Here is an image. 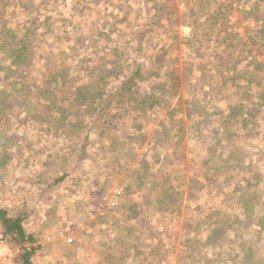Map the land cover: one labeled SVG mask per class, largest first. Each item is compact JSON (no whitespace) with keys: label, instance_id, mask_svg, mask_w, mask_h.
I'll list each match as a JSON object with an SVG mask.
<instances>
[{"label":"rangeland","instance_id":"374dc122","mask_svg":"<svg viewBox=\"0 0 264 264\" xmlns=\"http://www.w3.org/2000/svg\"><path fill=\"white\" fill-rule=\"evenodd\" d=\"M238 2L220 0V11H225V15L210 32L201 15L218 14L213 0L206 1L207 12L202 0H14L13 4H19L17 12L7 8L2 20L4 27L21 33L29 13L44 17L50 23L47 29L59 35L54 40L48 36L44 51H36L28 66L16 70L17 75L27 73L29 80L24 82L28 85L34 81L44 88L49 72L65 73V77H76V83L85 84L95 77V72L112 69L115 76L107 82L111 89L132 64L147 71L143 89L157 93L154 87H159L162 76L151 72L158 74L162 68L180 67L181 85L175 98L167 94L159 102L161 105L143 115L129 111L132 113L127 119L122 114L113 116L108 130L93 131L89 144L92 152L85 162H77L73 153H68L74 137L52 130L54 127L49 129L41 113L34 111L33 117L39 115L29 120L26 117L27 122L20 121L22 126L18 128L12 126L11 134L19 141L12 146L9 160L2 162L0 157V206L6 205L13 211L29 210L24 226L39 246L35 263L264 264V227L257 226L256 221L249 222L243 232L236 233V228L231 227L232 232L224 236L211 238L209 234L212 227L224 230L228 219L243 214L246 194L241 196L242 190L234 189L236 181L227 172L232 176L240 173L244 180L260 178L259 185L250 189L258 199L254 207L264 217V111L259 107L262 113L254 125L255 117L246 102L249 98H241L244 93L254 97V91L264 87V66L257 72L247 66L252 59L249 49L255 51L253 59L264 64V46L259 48L264 45V37L259 42L262 36H248L253 35V16L246 3L240 7ZM227 10L233 11L232 16ZM260 10L263 14L258 15L264 18V7ZM241 12L248 16L242 18ZM3 23L0 21V26ZM233 34L239 37L235 41ZM197 35L203 37L192 38ZM243 36L251 39H247L246 47ZM188 53L200 56L197 60L208 71L204 78H198V72L187 68ZM216 58L222 63H215ZM240 70L246 76L242 81L237 78ZM55 79L60 85V78ZM57 91L64 95L71 92L62 85ZM61 93L56 95L60 101L64 97ZM201 101L207 105H199L203 110L194 111V105ZM236 103L248 108L244 113H250L239 119L241 124H227L226 118L218 126L219 118L227 117ZM21 115L25 117L23 112ZM135 125H141L139 133L144 136L140 146L139 139L128 144L124 134V129H133ZM226 131L234 133L231 139L225 136ZM166 132L171 134V145L176 146L178 138L182 141L180 148L169 153L172 162L163 172L171 176L169 181L175 185L177 208L167 205L161 211L155 202L157 192L150 190L152 178L135 188L133 173L141 158L149 175L160 169ZM218 138L223 146L216 150L217 156L220 153L224 157L229 150H242L245 154L241 161L244 159L242 162L249 166L240 165L239 172L221 166V160L208 151ZM101 148L104 157L100 155ZM238 158L236 164L241 163ZM205 159L210 160L206 166ZM75 166L77 169H73ZM40 171L49 173L44 179L60 176L64 171L67 177L59 185L48 187L42 183L39 188L35 182ZM174 176H180L181 182L173 181ZM204 176L207 181L202 180ZM193 179H201L196 187ZM145 197L149 204L143 207ZM131 201L140 207L136 209L137 219L130 218ZM208 239L213 240L208 244ZM1 246L0 254L7 259L5 264H16L15 259L8 261L7 257L14 252L13 248L4 241Z\"/></svg>","mask_w":264,"mask_h":264},{"label":"trees","instance_id":"16d2710c","mask_svg":"<svg viewBox=\"0 0 264 264\" xmlns=\"http://www.w3.org/2000/svg\"><path fill=\"white\" fill-rule=\"evenodd\" d=\"M13 1L14 0H0L1 23H3L2 20L5 18L4 15L6 14L7 8H9V6L12 8L11 11L14 10L17 12V7H19V4H13ZM202 1H204V11L206 10L207 12L209 10V6L206 1L210 0ZM213 1L214 3H216L217 9L219 10L218 14L206 13V16L201 15V17H203L202 22L205 26V29H208V32L215 30V27L222 22V19L225 15V11H220L222 9V7H220V0ZM237 1H239L238 5L240 7L241 3H246L253 16V23L255 24L253 26V35L248 36L252 38V36L254 35H260V37L262 36V38L259 39V42L262 41L264 37V18L258 14H263V11H261L260 9L264 7V0ZM227 8H230L232 10V7ZM25 9H27V6L25 7ZM234 9L235 8H233V10ZM227 12L230 16H232L233 11L227 10ZM245 16H248L247 13L241 12V17L244 18ZM26 18L27 20L24 21L21 33H17V31H15L14 29L4 27V23L2 24V26H0V157H2V162L10 159V150L12 149V146H14V144L19 141L18 137L11 134L12 126L14 128H18L19 126H22L19 123L20 121L27 122V120L33 119L38 116L39 114L33 117L32 113L34 111L42 114L43 123H45L46 126L49 127V129L50 127H54V129L52 130L57 129L58 132H63L67 136L71 134L72 137H74L73 140H75V142L73 145L68 146V153H73V156L77 158L74 159L77 162L81 163L85 162L88 155L92 152L89 144L90 136L93 134V131L95 130L96 132L100 131V133H104L106 130H108L110 120H112L113 116L122 114L127 119V117H129L132 113L129 111L139 112L143 115L149 110L158 107V104L161 105L162 103L159 102L163 98H165L167 94L168 97L172 96L171 99L175 98L179 85H181L179 81L180 67L177 68L173 65L172 66L175 67V70L169 69L171 68L170 66L168 69L162 68V72L157 71L158 74L154 73V71L151 72L157 77H159V75L162 76V81L159 87H154V91H156L157 93L147 91L146 88L143 89V83L147 82L145 78L147 71H144L141 68H137V66L134 67L132 64L128 66L129 68L125 72L123 78L117 82V85L115 87H112L111 89H108L107 82L110 80L111 76H115L112 69L109 71L100 70L98 72H95V77L90 78V82H86L85 84L76 83L74 81L76 77H65V73H55V75H51V73L49 72L48 81L44 85L45 89L41 87V84H37L34 81H31L32 84L28 85L24 82V79H26V81L29 80L27 77V73L22 72V74L17 75L16 70L28 66L32 61L31 57L35 56L36 51H44L46 44L45 40L48 36H51L54 40L56 37H59V35L57 32H55V34H52V31L47 29V27H50V23L46 22L44 20V17L42 19L40 15L31 16L28 13V17ZM197 36L198 37L196 38H192H199L198 40H200V38L203 37L202 35ZM232 38L235 41L239 37H237L236 34H233ZM190 39L191 38L187 39V41H189ZM242 39H245V44L243 45L245 47L248 43H246L247 39L251 40L245 36L241 37V40ZM263 46L264 45H259L260 50H262ZM248 55H250L252 59L248 60L247 66L251 67L253 72L261 71L263 69L262 65L264 66V64L257 62L256 59H253V56H255L256 58L255 51L249 49ZM198 57L200 56H198L196 53H188L185 56V61L190 72H194L195 70L199 74L198 78H204V76L208 74V71H205L204 67H202L201 60H197ZM239 60L241 59L239 58ZM214 62L217 64H221L222 60L216 58ZM47 65L48 64L45 62L44 66L47 67ZM142 72H144V74ZM242 74V70H240L237 76L240 81H242L243 78H246L245 74L243 76ZM246 74L248 75V73ZM50 76H52L51 80ZM55 76H58L60 78V85L57 83ZM105 77H107L108 80L104 79ZM254 77H256L255 74ZM61 85L66 89H70L71 92H65L64 95V93L57 91V89L61 87ZM71 87H73V89H71ZM260 91H254L256 93L253 94L254 97H252L251 93H244L241 96V98L243 99L247 97L249 98V100H247L246 102L249 104L248 108L251 109L252 116L255 117L253 122L254 125L256 124V118L258 117L259 113H262L261 109L264 111V87ZM58 93L64 95L62 101L57 98L56 95H58ZM191 94H194V92L192 91ZM202 95L205 96L204 94ZM197 103V105H194V108L196 107V109H193L194 111L197 109L199 111L203 110V108L199 107V105H207V103L203 101ZM235 105V107L230 108L231 110L228 113L227 117L223 119L221 117V119L219 118L218 121L220 123L218 124V126L221 124V121L226 118H228L227 124L235 126L234 123H239V119L243 117V115H248V113H250H244V110L246 111V109L248 108L243 104L236 103ZM259 107L261 109H259ZM22 112L24 113L25 117H21ZM26 117H28L27 120H25ZM203 121L204 120H202L201 122ZM239 124H241V122ZM140 128L141 125H135L133 129H124V134L126 136L128 144L129 142L137 143V139H139L138 145L140 146L142 144L144 136L139 133ZM20 129L24 130V128ZM178 129L182 131V127H180L179 125ZM200 131L201 130L198 128L197 132ZM242 132L245 133L244 130H242ZM170 135V133L165 135L162 142L164 146L162 150L163 155L160 158L162 163V165L159 166L160 169L157 170L154 174L149 175V168L144 159L141 158L140 166H138L135 173H133L137 182V187L135 188L143 186L145 179H150V177L152 178L153 181L151 183L152 187L150 188V190L151 192H157V198L155 202L156 206L158 205L161 208V211L165 209V206L167 205H169L171 209L177 208L178 193L174 192L175 185L171 181H169V178H171V176H166L163 172L164 168L167 166L170 167V164L172 162L171 156H168L169 153L175 148H180V142L182 140L178 138L176 146L174 144L171 145ZM226 135L231 139V135H234V133L230 134L228 131H226L225 136ZM102 136L103 135L101 134L99 137ZM68 137H64L65 140ZM221 146H223L222 139L218 138L217 140H215V143L210 145L208 151L210 152V154H212V156H215L216 150L220 151ZM244 154L245 152H243L242 150L236 153L229 150L227 153H224V157H222V154L218 153V156L216 155L214 158L221 160V166L227 169H235L238 171L234 172H239L243 166H249V163L245 165V163L242 162L244 159H242L241 161V158L244 157ZM100 155L101 157H104V151L102 148L100 150ZM175 157H178L177 153H175ZM237 158L238 161H241V163L236 164L234 162ZM130 160H133V157H130ZM209 162V159H205L203 161V164L206 166ZM74 168L77 169V166L73 167V169ZM63 169H65V166L63 167ZM40 173L41 174L37 176V182H35L37 183V187L39 188L42 187V183L48 184V187L59 185L67 177L65 171L60 176H56L54 178L46 177L45 179L44 176H48L49 173H45L44 171H40ZM227 173L231 180L236 181L234 189L236 191L241 189L243 192L239 193L241 196H245L246 194V198L244 199V203L242 204L243 214H241L242 216H234V218L231 216V218L233 219H228L225 222L224 230H222L223 228L215 226L212 227L213 229L209 233L211 238H215L222 234V236H224L226 233L230 231L232 232V230H230L231 227L236 228L234 230L236 233L243 232V229H245L246 225L249 222L256 221L257 226H260V228L264 227V217H261L259 215L261 211L258 209L256 210L253 204L254 201H258V199H256L257 195L250 189L256 188L257 183L259 185L260 178L257 179V177H255L253 180H251V178L244 180L242 176H240V173L237 176H232L231 174H229V172ZM207 178L208 177L204 176L202 180H205ZM180 180V176L173 177V181L175 182H179ZM200 180L193 179V182H191L192 184L194 183V186L196 187ZM210 180H212V178H210ZM255 180L256 182L254 183ZM34 185L36 186V184H33L32 186L34 187ZM177 186L179 188V185ZM157 189H161V191L158 193ZM144 199L145 201H143L142 204L143 207L145 206V204H149V202H147V198L145 197ZM137 204L138 203H134V201H131L129 203V205H131L130 210L132 211V213L130 214V218L137 219V217L139 216V212L136 209L140 207ZM29 213V210H20L19 208V210L13 211L10 210L6 205L0 206V234L6 244L18 249V254L15 257L16 264H37L35 263L34 258L37 251L39 250V246L35 245L36 240L34 239V235L32 233H28L24 226V222L29 217ZM212 240L208 239L207 243H211Z\"/></svg>","mask_w":264,"mask_h":264},{"label":"built area","instance_id":"2783aa9c","mask_svg":"<svg viewBox=\"0 0 264 264\" xmlns=\"http://www.w3.org/2000/svg\"><path fill=\"white\" fill-rule=\"evenodd\" d=\"M3 239H2V237L0 236V252H1V248H2V244H3ZM5 243V242H4ZM8 245V244H7ZM8 248H9V246H8ZM13 249V251L14 252H11L9 255H7V257H8V261H10V259L11 258H13V259H15V257H16V255L18 254V249L17 248H15V247H12ZM12 255H14V257L12 256ZM6 257L5 256H2L1 254H0V263H6Z\"/></svg>","mask_w":264,"mask_h":264}]
</instances>
